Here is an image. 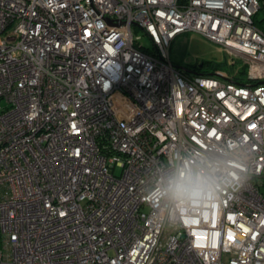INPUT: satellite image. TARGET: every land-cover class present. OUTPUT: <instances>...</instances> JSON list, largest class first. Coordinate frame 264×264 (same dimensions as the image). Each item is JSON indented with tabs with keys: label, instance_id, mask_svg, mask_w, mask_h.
I'll return each instance as SVG.
<instances>
[{
	"label": "built area",
	"instance_id": "1",
	"mask_svg": "<svg viewBox=\"0 0 264 264\" xmlns=\"http://www.w3.org/2000/svg\"><path fill=\"white\" fill-rule=\"evenodd\" d=\"M260 8L0 0V264H264ZM189 31L226 52L227 68L175 66L171 41ZM237 135L255 154L247 183L176 228H154L146 205L161 221L171 211L139 191L156 159L176 142Z\"/></svg>",
	"mask_w": 264,
	"mask_h": 264
},
{
	"label": "clouds",
	"instance_id": "2",
	"mask_svg": "<svg viewBox=\"0 0 264 264\" xmlns=\"http://www.w3.org/2000/svg\"><path fill=\"white\" fill-rule=\"evenodd\" d=\"M242 135L225 137L222 141L197 144L185 140L181 147L169 149L152 165L147 188L153 201L171 209L163 221L159 213L146 205L154 228L168 230L178 227L183 218L207 207L217 206L239 191L250 179L255 154Z\"/></svg>",
	"mask_w": 264,
	"mask_h": 264
},
{
	"label": "rangeland",
	"instance_id": "3",
	"mask_svg": "<svg viewBox=\"0 0 264 264\" xmlns=\"http://www.w3.org/2000/svg\"><path fill=\"white\" fill-rule=\"evenodd\" d=\"M260 3L261 8L255 15V19L257 25L264 27V0H260ZM136 35L140 36L138 39L139 45L152 47L150 39L143 30L137 29ZM169 54L171 62L175 66L187 70L195 69L196 63H199L201 60L222 61L225 64V68H227L229 61V55L226 52L221 51L216 44L203 38L198 33L190 31L177 35L171 41ZM242 66V60L235 58V64L232 67L240 68L243 72L244 69ZM116 173H119V169L116 170ZM261 190L264 192V186L261 187Z\"/></svg>",
	"mask_w": 264,
	"mask_h": 264
},
{
	"label": "trees",
	"instance_id": "4",
	"mask_svg": "<svg viewBox=\"0 0 264 264\" xmlns=\"http://www.w3.org/2000/svg\"><path fill=\"white\" fill-rule=\"evenodd\" d=\"M260 27H262V26H260ZM262 28H264V27H262ZM199 64H202V68L200 69V72L203 74H209V73L213 72L215 69L225 67V64L222 61L218 62V61H213V60H201L199 63H196L195 68H198Z\"/></svg>",
	"mask_w": 264,
	"mask_h": 264
},
{
	"label": "flooded vegetation",
	"instance_id": "5",
	"mask_svg": "<svg viewBox=\"0 0 264 264\" xmlns=\"http://www.w3.org/2000/svg\"><path fill=\"white\" fill-rule=\"evenodd\" d=\"M199 66H200V64H199ZM199 66H198L199 69L198 68H195L194 70L195 71H200V69L202 68V66H200V67Z\"/></svg>",
	"mask_w": 264,
	"mask_h": 264
},
{
	"label": "water",
	"instance_id": "6",
	"mask_svg": "<svg viewBox=\"0 0 264 264\" xmlns=\"http://www.w3.org/2000/svg\"><path fill=\"white\" fill-rule=\"evenodd\" d=\"M187 70V69H186ZM188 72H190V73H196L195 71H192V70H188Z\"/></svg>",
	"mask_w": 264,
	"mask_h": 264
}]
</instances>
